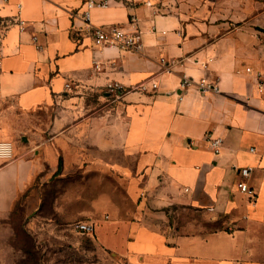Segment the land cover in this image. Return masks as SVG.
Wrapping results in <instances>:
<instances>
[{
    "label": "crops",
    "instance_id": "obj_1",
    "mask_svg": "<svg viewBox=\"0 0 264 264\" xmlns=\"http://www.w3.org/2000/svg\"><path fill=\"white\" fill-rule=\"evenodd\" d=\"M84 2L0 0V17L27 22L2 42L0 142L13 157L0 161L1 227L23 199L47 225L93 224L127 264H264V0L90 10L95 27H137L139 50L95 46ZM184 75L221 92L184 89ZM113 82L128 92L109 94ZM243 167L255 205L236 186Z\"/></svg>",
    "mask_w": 264,
    "mask_h": 264
},
{
    "label": "rangeland",
    "instance_id": "obj_2",
    "mask_svg": "<svg viewBox=\"0 0 264 264\" xmlns=\"http://www.w3.org/2000/svg\"><path fill=\"white\" fill-rule=\"evenodd\" d=\"M234 25L242 22L235 20ZM4 226L0 225V264H127L70 225H47L39 211L29 214L23 199Z\"/></svg>",
    "mask_w": 264,
    "mask_h": 264
},
{
    "label": "built area",
    "instance_id": "obj_3",
    "mask_svg": "<svg viewBox=\"0 0 264 264\" xmlns=\"http://www.w3.org/2000/svg\"><path fill=\"white\" fill-rule=\"evenodd\" d=\"M3 3H8L9 0H2ZM109 0H85L84 6L85 10L82 14V20L90 27L92 36L94 38V44L97 47H117L125 50H139L142 44V34L141 31L136 27L133 31H126L121 26H111L109 28L105 27H95L91 24L90 10L99 5H107ZM18 8H21V5H18ZM11 26H18L20 30H24L27 27V22L21 19L20 14L13 16L10 20H6L3 17H0V61L3 58V48L2 42L4 38V32ZM33 42L37 43V36H33ZM40 49V45H38ZM161 62L164 65L169 66L170 61H166L164 58L161 59ZM95 67L99 69V64L95 63ZM167 71L169 69H166ZM196 85L198 90L201 93H220L221 89L218 83L211 82L207 78H202L199 81L183 76L181 80V87L187 88L191 85ZM67 89H72L70 83H66ZM109 94H115L116 96H122L124 93L128 92V89L119 82H113L108 85ZM147 85L145 83L139 84L136 89L140 91H146ZM152 88H157V84H153ZM206 141L208 142L210 148L215 154L221 152L223 146V140L219 137H213L211 133H207L205 136ZM253 151V149H251ZM13 157V144L8 141L0 142V161L9 160ZM251 176V169L248 167H243L238 169V181L237 189L249 199L251 205H255L257 202V192L256 190L249 185L248 180ZM71 228L74 231L79 233L91 236L95 232V226L90 223H73Z\"/></svg>",
    "mask_w": 264,
    "mask_h": 264
}]
</instances>
